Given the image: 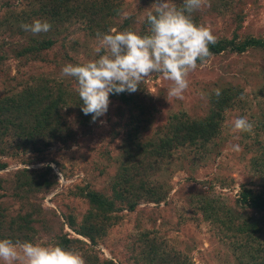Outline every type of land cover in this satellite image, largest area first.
<instances>
[{"label": "rangeland", "instance_id": "1", "mask_svg": "<svg viewBox=\"0 0 264 264\" xmlns=\"http://www.w3.org/2000/svg\"><path fill=\"white\" fill-rule=\"evenodd\" d=\"M96 1L117 8L116 14L105 19L107 22L101 21L100 27H109L104 33L131 29L141 34L145 9L154 3ZM170 3L182 6V0ZM202 9L209 13L204 17L206 26L217 37H232L237 32L240 36L264 38V0H206ZM37 10L36 2L0 0V99L16 95L30 85L48 86L54 93L61 85L65 87L64 95L72 93L76 100V83L62 76L61 69L67 63L82 64L98 58V32L91 34L86 20L56 25L38 17ZM34 19L48 21L52 25L50 31L33 35L21 28L22 23ZM43 38L56 39L55 44L37 52L33 39ZM24 46L31 47V51L25 52ZM188 80L183 99H166L171 81L159 74L141 85L135 93L144 102L147 114L140 133L135 124H128L129 111L124 103L110 97L106 115L89 124L80 122L79 109L74 106L64 118L73 138L68 142L53 140L43 152L32 146L22 150L9 136L4 140L6 153L1 157L8 166L0 171V210L5 208L8 216H14L33 203L39 205L44 218L34 224L37 232L33 243L56 244L57 235L69 232L76 236L65 224L63 214L73 210L79 216L85 213L88 205L79 196L80 188L88 185L112 198L116 174L125 170L126 177L131 178L129 185L132 184L128 200H136L134 184L141 179L148 188L143 193H156L142 195L135 210L125 208L114 213L116 222L94 245L87 241L89 244L83 248L73 250L85 264H264V231L247 239L244 233L219 221L237 216V211L247 217L255 215L264 223V212L244 208L238 201L244 187L257 188L262 181L250 158L258 149L257 143L264 141V48L212 55L206 64L190 72ZM228 83L239 85L245 99L226 112L216 139L206 147L176 149L168 156L139 161L149 157L137 145L157 138L172 114L204 116L211 93ZM241 116L254 122L253 134L230 131L231 122ZM234 144L240 145V151L232 150ZM47 165L52 167L49 175L56 176L57 182L33 193L19 189V173ZM135 165H140V170L134 169ZM158 197L161 201L156 200ZM205 199L213 202L219 214L203 210Z\"/></svg>", "mask_w": 264, "mask_h": 264}, {"label": "trees", "instance_id": "2", "mask_svg": "<svg viewBox=\"0 0 264 264\" xmlns=\"http://www.w3.org/2000/svg\"><path fill=\"white\" fill-rule=\"evenodd\" d=\"M36 2L38 10L35 12L38 17L48 19L56 25H64L73 20H86L90 27L91 34L97 32H106L108 25L101 26V21L112 14L117 13V8L111 3L99 4L96 0H24ZM206 11L201 9L193 14L194 22L204 24ZM148 25L146 21L143 24L141 34L147 32ZM217 37V36H216ZM35 45L33 49L40 52L51 48L56 39L43 38L42 40L33 39ZM210 51L213 55H218L226 51L235 53H244L251 48H264V38L254 36H240L234 32L232 37H217V43L210 45ZM1 50V48H0ZM25 52H30L31 47H23ZM18 55H22L18 53ZM65 87L57 86V92L50 91L48 86L30 85L16 95L3 97L0 99V171L4 170L8 163L2 160V155L6 153L4 140L13 136L17 141L16 146L22 150L29 149V146L35 148L38 152H43L51 145L53 140L68 142L73 138V132L64 119L65 114L73 111L76 106L79 109L80 122L89 124L91 115H84L80 104V98L75 100V95L63 91ZM221 95L217 97L213 91L210 95V106L204 116H190L186 113H174L168 123L158 131V137L151 141L139 143L137 147L143 148L149 158H143L139 161H148L171 155L176 149L206 147L208 143L216 139L223 127L226 112L242 103L238 99L243 89L238 85L228 83L220 88ZM110 97L120 99L129 111V123L135 124L136 132H141L142 122H146L145 115L147 110L144 102L140 99L138 93L111 94ZM264 116V113H263ZM90 117V118H89ZM145 124V123H144ZM264 126V122H263ZM258 149L252 154L251 165L261 177V185L257 188L244 187L238 197L239 205L244 208L254 209L264 212V141L257 143ZM138 161V162H139ZM134 169L140 170V165H135ZM128 169L126 168V171ZM52 167H46L36 170L24 169L18 174L19 189L26 188V191L33 193L38 188L51 187L56 181V176H50ZM129 172V171H128ZM126 172L117 173L113 186L114 196L108 197L104 193L85 185L80 188L79 196L84 199L88 207L84 214L79 216L76 211L63 214L65 224L70 227L76 236L66 232L55 237L56 244L71 250H79L83 245L98 242V238L107 233V227L116 222L114 213L128 208L135 210L138 205V199L143 195H150L156 191L143 193L148 190L146 183L141 179L139 184H134L136 189V200H128L132 195V184L129 185L131 178L126 177ZM42 181H37L38 179ZM2 177H0L1 186ZM119 188V189H117ZM145 194V195H144ZM19 194L17 193L16 196ZM31 196V194H30ZM128 200V201H127ZM161 201V197L156 198ZM203 210L213 212L217 215L218 209L209 199L204 200ZM204 205V203H203ZM33 203L31 208H25L14 216H8L4 209L0 210V239H11L16 241L33 242L37 232L35 223H39L43 217L42 208ZM231 212V210H230ZM237 215H232L228 221L219 220L227 228L239 233H244L247 239H254L255 233L264 231L263 220L259 217H247L234 211ZM36 216H39L38 219ZM44 218V217H43ZM242 218L243 220H240ZM238 221V223H236ZM251 221V222H248ZM262 224V225H261ZM245 256V254L243 253ZM247 255V253H246ZM254 256V255H253ZM243 259V258H242Z\"/></svg>", "mask_w": 264, "mask_h": 264}, {"label": "clouds", "instance_id": "3", "mask_svg": "<svg viewBox=\"0 0 264 264\" xmlns=\"http://www.w3.org/2000/svg\"><path fill=\"white\" fill-rule=\"evenodd\" d=\"M206 5V0H182L177 7L170 0H154L147 12L145 34L126 29H110L97 33L96 59L86 63H67L61 75L74 79L84 115L92 122L106 115L111 94L135 93L152 75L159 74L171 81L167 100L183 99L189 87L190 72L203 66L212 57L210 45L217 37L210 27L194 22L193 14ZM52 25L41 19L22 23L24 31L33 35L50 31ZM221 95L220 89L214 90ZM245 99V93L238 97ZM254 122L247 116L235 118L230 131L235 134L254 133ZM238 138V136H237ZM240 151V145H232ZM0 262L3 264H85L76 251L59 244H40L30 241L0 239Z\"/></svg>", "mask_w": 264, "mask_h": 264}]
</instances>
